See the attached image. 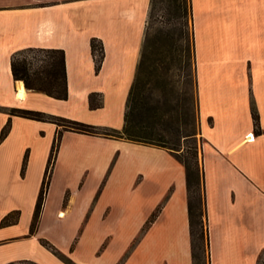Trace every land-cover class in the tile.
Returning a JSON list of instances; mask_svg holds the SVG:
<instances>
[{
	"label": "crops",
	"instance_id": "0c3cea01",
	"mask_svg": "<svg viewBox=\"0 0 264 264\" xmlns=\"http://www.w3.org/2000/svg\"><path fill=\"white\" fill-rule=\"evenodd\" d=\"M148 5L149 0H0L3 76L15 87L9 57L16 49L60 47L67 98L92 124L120 129ZM188 5L208 264H257L264 260V0H188ZM92 36L102 44L97 72ZM90 91L100 93V106L88 107ZM8 117V132L0 140V218L12 209L19 213L15 222L0 225V264H67L40 238H48L74 264H192L182 163L166 147L124 138L63 129L56 153L81 150L94 156L97 143L109 146L103 188L121 173L129 184L113 185V192L145 205L131 248L132 238L106 259L100 238L96 242L86 234L95 187L69 190L66 180L53 192L47 186L30 233L48 146L38 153L26 142L24 129L34 125L37 133L47 130L53 136L56 125L0 110V127ZM76 138L87 142L79 145Z\"/></svg>",
	"mask_w": 264,
	"mask_h": 264
},
{
	"label": "rangeland",
	"instance_id": "374dc122",
	"mask_svg": "<svg viewBox=\"0 0 264 264\" xmlns=\"http://www.w3.org/2000/svg\"><path fill=\"white\" fill-rule=\"evenodd\" d=\"M177 2L178 9L172 11L173 8L170 7L169 11L172 13L168 14L167 0H155L151 13L146 16L144 34L151 37L156 28L162 27L169 30V36L166 41L156 43L154 53L150 58L152 63L149 66V71L143 75L144 83L142 88L137 91V96L139 95V100L144 98L149 103H155L156 116L160 115L151 128L154 141L177 148L175 150L187 161L189 169L192 171L189 197L194 204L193 251L197 256V264H208L200 167V147L203 139L198 134L196 125L190 11L188 0H177ZM93 69L97 72L95 68ZM14 90L12 79L6 80V76H3L0 59L1 106L38 109L93 123L80 113L76 108L77 104L75 103L77 102L67 98V94L66 98L55 99L42 92L32 90L26 92L24 100H19L14 96ZM122 113L120 115L121 122ZM136 118L143 124L145 123L144 117L136 116ZM24 131L26 142L36 147L38 153L42 154L44 148L48 146L43 165L44 171L52 133H48L47 130L44 134L37 133L34 125H27ZM190 132L193 133L190 134ZM74 141L79 145L87 142L80 138H76ZM108 147L97 143L93 150L94 156H87L85 155L86 151L81 150L77 155L68 153L58 156L56 153L48 188L51 184L50 191H56L64 180H66L69 190L78 187L82 191L90 192L95 187L94 194L96 193V196L91 207L86 234L95 241L100 238L99 251L101 252L105 248L102 253L106 259H113L124 244L135 235L134 229L145 210V205L140 203L139 198L119 196L113 192L111 186L129 184L127 181L121 180V173H118V176L108 187L103 188L106 178L105 171L108 166L105 162L108 157ZM67 215L66 213L65 217ZM133 232L134 234L131 236ZM136 237L139 238V235ZM259 264H262V260Z\"/></svg>",
	"mask_w": 264,
	"mask_h": 264
},
{
	"label": "trees",
	"instance_id": "16d2710c",
	"mask_svg": "<svg viewBox=\"0 0 264 264\" xmlns=\"http://www.w3.org/2000/svg\"><path fill=\"white\" fill-rule=\"evenodd\" d=\"M155 4V0H149L147 15L151 13V9ZM177 0H167L168 14L172 13L169 8L172 7V11L178 9ZM169 36V30L167 28H156L151 37L146 34L143 36V40L140 47V54L138 61L135 65L133 79L128 88V92L125 99V106L123 111V124L120 129L96 125L92 123L83 122L80 120L52 114L38 109L23 108V107H6L0 105V110L6 111L8 114H15L24 117L47 120L54 122L56 128L54 130L49 153L47 156L45 168L40 181V186L36 195L31 220L29 223L28 231L32 233L36 228V223L41 209L42 200L45 190L48 186L50 173L54 163L61 131L63 129H69L77 132L98 134L107 137L124 138L131 141L154 144L168 148L174 155V157L182 163L184 167L185 186H186V198H187V218L188 229L190 237V252L192 264H197V256L193 251V214L194 204L189 197L190 185L192 180V171L189 169L187 161L179 155V152L172 146H166L154 141L152 126L155 124L160 115H157L155 103H149L144 98L137 96V91L142 88L144 80L143 75L149 71V66L152 63L150 60L154 53V48L158 41L164 42ZM89 45L93 58V64L95 70L100 66L102 59V44L97 37H90ZM9 69L13 79L21 80L26 88L34 89L45 93L48 96L63 99L66 98V73L64 64V52L60 47H42V46H27L16 49L10 54L9 57ZM97 99H94V98ZM87 104L89 108H95L101 105L100 93L97 91H90L87 95ZM251 118L254 126H257V114L254 107L251 105ZM136 116L145 118V123L137 120ZM10 126L9 118H7L4 124L0 128V140L6 135ZM193 132H190V134ZM26 160V153L23 155L21 162V173L24 168ZM158 207L151 212L148 219L145 221L140 233L150 223L155 216ZM18 209H12L4 214L0 218V225L9 224L15 222L18 217ZM137 238V237H136ZM133 242L128 246V250L134 244ZM40 242L50 249L55 255L63 259L67 264H74L68 257L60 253L52 243L45 238H40ZM127 254L124 252L122 258ZM259 264V261L257 262ZM264 264V260L262 261Z\"/></svg>",
	"mask_w": 264,
	"mask_h": 264
},
{
	"label": "bare ground",
	"instance_id": "6f19581e",
	"mask_svg": "<svg viewBox=\"0 0 264 264\" xmlns=\"http://www.w3.org/2000/svg\"><path fill=\"white\" fill-rule=\"evenodd\" d=\"M14 96L19 100H24L26 97V91L21 80L15 82Z\"/></svg>",
	"mask_w": 264,
	"mask_h": 264
},
{
	"label": "built area",
	"instance_id": "2783aa9c",
	"mask_svg": "<svg viewBox=\"0 0 264 264\" xmlns=\"http://www.w3.org/2000/svg\"><path fill=\"white\" fill-rule=\"evenodd\" d=\"M249 134V137H251L252 135H251V133H248Z\"/></svg>",
	"mask_w": 264,
	"mask_h": 264
}]
</instances>
